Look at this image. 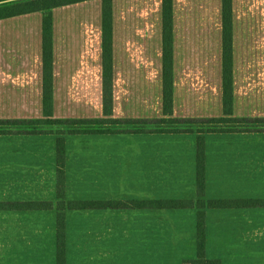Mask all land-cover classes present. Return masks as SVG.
I'll list each match as a JSON object with an SVG mask.
<instances>
[{
  "label": "crops",
  "instance_id": "obj_1",
  "mask_svg": "<svg viewBox=\"0 0 264 264\" xmlns=\"http://www.w3.org/2000/svg\"><path fill=\"white\" fill-rule=\"evenodd\" d=\"M112 114L165 117L163 0H112ZM52 16L53 119L106 118L104 0L0 18V120L45 119L44 19ZM223 0H173L174 118L223 117ZM233 116L264 118V0H233ZM69 202L264 200V129L65 133ZM54 131L0 133V264H58ZM57 199V201H56ZM56 201V202H55ZM6 202L8 204H3ZM57 215L29 231L30 214ZM32 205H34L32 207ZM38 205L40 207H35ZM36 209V210H34ZM198 208L65 209L66 264H184L198 257ZM238 210V211H235ZM245 213V214H244ZM234 219H254V227ZM16 220L17 224H13ZM205 256L264 264V207L205 208ZM248 223H252L249 221ZM33 243L11 244L12 234Z\"/></svg>",
  "mask_w": 264,
  "mask_h": 264
},
{
  "label": "trees",
  "instance_id": "obj_2",
  "mask_svg": "<svg viewBox=\"0 0 264 264\" xmlns=\"http://www.w3.org/2000/svg\"><path fill=\"white\" fill-rule=\"evenodd\" d=\"M86 0H0V18H8L26 13L36 11L51 10L55 7L67 5ZM232 0H223V15H224V112L223 117L213 118H174L171 116L173 112V0H163V23H164V111L165 117L158 119L148 118H129V119H114L109 118L112 114V80H113V51H112V19H113V4L112 0H104V90H105V113L106 118H67V119H53V77H52V61H53V43H52V16L48 15L44 19V102H45V119H24V120H0L3 125H19L26 126L22 128L25 131L20 132H39L41 130H32L28 125L40 123H60L64 127H69L72 133H90L97 131H117V132H131L133 129H124L111 125H125L135 121L148 122L171 120L182 125H209L205 129L199 127L198 129L192 127L184 129H169V130H149V131H170V130H184L188 132L197 131L216 132L225 130H234L232 128L224 129L221 125L224 124H244L245 121L263 122L264 118H238L233 116V61H232ZM225 126V125H224ZM94 127V128H92ZM238 129V128H235ZM250 129V128H247ZM10 131V130H9ZM137 131V130H136ZM7 131H2L4 133ZM67 132L61 131V134ZM58 182H59V196L60 199L66 197V170H65V154L66 144L62 137L58 139ZM197 188L199 200L197 202L191 200H161L152 202H70L60 201L58 204V218H57V260L58 264H66V217L65 209H93L99 207H151V208H180V207H196L198 208V258H205V208L211 207H229L230 201L225 200H206L205 199V148L204 138L200 137L198 140V161H197ZM243 201V200H241ZM244 202V201H243ZM261 203V202H257ZM264 203V202H263ZM34 205H32L33 207ZM35 207H40L35 205ZM218 264V262L213 261ZM184 264H191L190 262Z\"/></svg>",
  "mask_w": 264,
  "mask_h": 264
},
{
  "label": "rangeland",
  "instance_id": "obj_3",
  "mask_svg": "<svg viewBox=\"0 0 264 264\" xmlns=\"http://www.w3.org/2000/svg\"><path fill=\"white\" fill-rule=\"evenodd\" d=\"M232 8H233V0H232ZM224 19V17H223ZM225 26V24H224ZM233 37V35H232ZM232 53H233V47H232ZM233 58V56H232ZM233 61V59H232ZM191 125L192 127L198 129L199 127H204L205 129L209 128L210 126L209 125H205V126H201V125H192V124H188V125H182V124H179L177 122H173L171 120H166V121H148V122H140V121H135V122H132V123H128V124H125V125H119V124H116V125H111V126H115L113 128H124V129H133V130H137V132H146V131H149V130H169V129H184V128H188V127H191L189 126ZM225 125V126H224ZM224 125H221L222 128H232V129H235V128H238L240 130H245L247 128H250L252 131H260V129H264V121L263 122H253V121H245L244 124H224ZM29 128H33L32 130H41L39 132H43V131H54L56 132V136H60L61 135V131H65L67 133H72V132H77V131H71L69 127H64L63 124H60V123H40V124H34V125H28ZM26 126H19V125H3L2 122H0V132L2 131H7V130H12V131H15V132H20V131H25L23 130L22 128H25ZM94 128V127H92ZM237 130V129H236ZM28 132V131H27ZM58 143V141H57ZM58 172H56V175H57ZM58 180V178H57ZM58 194V192H57ZM63 199H60V196L58 195V202H57V206L59 204L60 201H62ZM219 200H223V199H218L217 201ZM243 200V201H241ZM57 201V199H56ZM55 201V202H56ZM65 201V203H70L69 201L67 200H63ZM225 201H230L231 202V205L229 207H220V208H230L232 210L234 209H246V208H249V207H264V200H261V199H254V198H249V199H225ZM257 202H261V203H257ZM3 204H8L6 202H2ZM52 203H49L48 206H46V209L47 211L46 212H43V211H38V213L35 211L33 212L32 214H30V219H29V222H27V226H30V230L29 231H36L38 230L39 226L41 224H48L51 226V220L53 219L54 216L57 217L56 213H55V210L54 212H52L50 210V212H48L49 210V206H51ZM36 210V209H34ZM198 211V210H197ZM235 211H238V210H235ZM245 214V213H244ZM5 213H4V208H1L0 209V249L1 251L3 252V248L4 246H7V248L9 247V242H8V236H7V239L5 240V236L6 234H8V232H5L4 231V226H5V223H4V219H5ZM241 219H234L235 222H237L238 224L235 225V224H231L232 226H241V225H244V224H248L250 227H254V223L256 220L254 219H244L242 222H240ZM249 221H252V223H248ZM13 224H17L16 220H13ZM52 227V226H51ZM12 237V240H11V244L13 246L17 245L18 247H25V246H28L30 245L31 243H33V239L32 237H25L24 240H22V238L18 237L16 238L15 234L13 233L11 235ZM191 264H215L213 263V260H210L208 259V257L205 256L204 259H200V258H196L192 261H189ZM218 264H220V262H218ZM239 264V263H238Z\"/></svg>",
  "mask_w": 264,
  "mask_h": 264
}]
</instances>
